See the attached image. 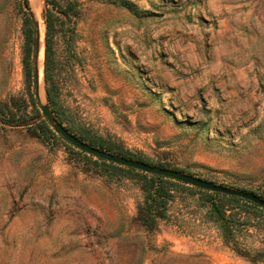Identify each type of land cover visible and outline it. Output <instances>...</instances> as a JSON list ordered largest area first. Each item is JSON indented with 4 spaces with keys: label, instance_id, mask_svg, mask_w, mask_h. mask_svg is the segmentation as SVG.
<instances>
[{
    "label": "rangeland",
    "instance_id": "1",
    "mask_svg": "<svg viewBox=\"0 0 264 264\" xmlns=\"http://www.w3.org/2000/svg\"><path fill=\"white\" fill-rule=\"evenodd\" d=\"M55 1L74 14L54 21L46 84L52 4L0 0V264H264L262 215L241 213L228 241L201 195L178 191L149 229L140 182L78 152L40 109L56 85L57 120L85 143L264 195V0Z\"/></svg>",
    "mask_w": 264,
    "mask_h": 264
},
{
    "label": "trees",
    "instance_id": "2",
    "mask_svg": "<svg viewBox=\"0 0 264 264\" xmlns=\"http://www.w3.org/2000/svg\"><path fill=\"white\" fill-rule=\"evenodd\" d=\"M48 3L52 4V7L46 10V47H45V66H44V76L46 84L48 83L50 77L49 74V48L50 39L54 29V21L58 22L60 26H64L66 20H70L72 17L73 4L67 2L64 7L55 0H46ZM126 5L125 7L134 9L132 3H126L125 0H118ZM24 4L27 5V0H24ZM64 30V29H63ZM24 66L30 69V58L34 54V49L36 46V31L35 24L32 16H25L24 18ZM56 85L51 87L47 86V97L50 104L51 110L55 113L56 118L62 123L64 121V110L58 103L56 96ZM69 131L70 128L66 127ZM76 137H80L76 133L72 132ZM59 138L62 139L60 136ZM85 141V140H84ZM65 142V141H64ZM90 145L97 147L92 142H88ZM101 148V147H100ZM85 155V152L78 151ZM125 155L127 158H132L134 160L142 161L151 165H157L150 163L147 160L140 157H132ZM98 163H101L112 172L120 174L122 176H127L129 178L136 179L140 182V189L142 191V201L138 204V215L140 223L149 229H153L156 223L163 219L167 215V210L171 203L175 200V193L178 191H188L189 193L195 194L199 193L201 195L202 203L207 207L206 215L211 219L214 224L221 230L223 236L229 241L233 239L235 231H240L244 225V220L242 219L243 214L254 213L256 215H262L264 217V208L259 205L252 203L248 200L230 196L222 193H215L208 190H203L197 187L186 185L179 181L165 178L162 176H157L149 173H144L142 171L125 167L122 165H117L112 162H108L99 158L95 159ZM162 167L164 165L158 164ZM255 193V192H254ZM260 197L264 199V195L260 194ZM234 249L236 251L242 252V249H238L235 245ZM260 254V253H259ZM264 255V254H263ZM261 257V256H260Z\"/></svg>",
    "mask_w": 264,
    "mask_h": 264
},
{
    "label": "water",
    "instance_id": "3",
    "mask_svg": "<svg viewBox=\"0 0 264 264\" xmlns=\"http://www.w3.org/2000/svg\"><path fill=\"white\" fill-rule=\"evenodd\" d=\"M37 53V50H36ZM38 77L37 65L34 67V82L36 83ZM35 95L37 96V90L35 88ZM42 116L46 119V121L51 125L52 129L55 133L61 136L65 141L70 143L75 148L79 149L91 155L95 158H99L108 162H112L117 165H122L125 167H130L144 173H149L157 176H162L165 178L173 179L184 183L186 185H190L193 187H197L203 190H208L215 193L227 194L234 197H239L245 200H248L252 203L259 205L264 208V199L259 195H256L253 192L245 191L241 189H236L228 186H224L221 184H216L214 182L196 177L191 174L184 173L182 171L174 170L171 168H166L158 165H151L142 161L134 160L131 158H127L120 154H115L106 150L99 149L97 147L91 146L88 143L80 140L78 137L73 135L61 124L57 118L55 117L53 111L50 108L48 103L42 104L40 106Z\"/></svg>",
    "mask_w": 264,
    "mask_h": 264
},
{
    "label": "bare ground",
    "instance_id": "4",
    "mask_svg": "<svg viewBox=\"0 0 264 264\" xmlns=\"http://www.w3.org/2000/svg\"><path fill=\"white\" fill-rule=\"evenodd\" d=\"M36 0H32V2H35ZM38 4H40V3H38ZM32 6V5H31ZM33 7H34V5H33ZM40 7V6H39ZM36 8V7H35ZM38 13H40V12H38ZM38 19H40V21H41V18H38ZM42 39V38H41ZM41 44V43H40ZM43 44V43H42ZM38 68V67H37ZM42 69V68H41ZM41 69L39 68V72H38V82L40 83V81L42 80V75H41V73H42V71H41ZM43 87V86H42ZM38 88V87H37ZM44 92V91H43ZM42 94V93H41ZM41 95H39V97H40ZM44 102V101H43Z\"/></svg>",
    "mask_w": 264,
    "mask_h": 264
},
{
    "label": "crops",
    "instance_id": "5",
    "mask_svg": "<svg viewBox=\"0 0 264 264\" xmlns=\"http://www.w3.org/2000/svg\"><path fill=\"white\" fill-rule=\"evenodd\" d=\"M232 12H233V10H232ZM233 13H234V12H233ZM231 35H232V34H231V32H230V34L227 36V38L230 39Z\"/></svg>",
    "mask_w": 264,
    "mask_h": 264
}]
</instances>
